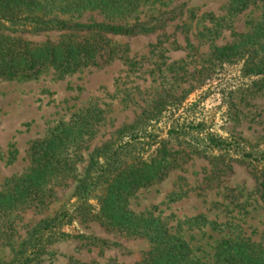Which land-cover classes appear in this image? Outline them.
I'll return each instance as SVG.
<instances>
[{
    "label": "rangeland",
    "instance_id": "obj_1",
    "mask_svg": "<svg viewBox=\"0 0 264 264\" xmlns=\"http://www.w3.org/2000/svg\"><path fill=\"white\" fill-rule=\"evenodd\" d=\"M25 1L14 12L21 21L0 26V34L33 45L58 43L67 32L36 30L32 17L157 28L135 36L100 34L114 52L104 50L98 67L61 73L45 66L31 79L0 77V195L17 193L31 177L35 143L54 145L70 169L42 185L38 204L15 198L0 210V264L28 256L30 264L146 258L148 239L106 230L96 220L105 184L77 194L88 165L124 144L147 157L164 142L177 162L162 181L127 199L133 212L209 260L223 240L264 248L256 182L264 175V88L246 91L252 79L241 64L212 57L248 31L264 7L233 14L229 0ZM208 136L227 146L213 147Z\"/></svg>",
    "mask_w": 264,
    "mask_h": 264
},
{
    "label": "trees",
    "instance_id": "obj_2",
    "mask_svg": "<svg viewBox=\"0 0 264 264\" xmlns=\"http://www.w3.org/2000/svg\"><path fill=\"white\" fill-rule=\"evenodd\" d=\"M26 5L31 2L27 0ZM25 0H0V26L17 25L21 21L14 12ZM261 4L264 0H229V8L233 14L246 10L249 6ZM20 8V7H19ZM122 17L125 15H116ZM23 20L28 18L24 17ZM36 25V30L56 29L67 34L58 43L33 45L32 43L0 34V77L31 79L36 77L43 67L53 66L61 73L74 72L80 68L98 67L105 50L111 56L113 47L102 41L100 34L114 36H135L148 34L157 26L127 28L104 24H68L66 21L50 19L43 21L40 17L29 19ZM84 33L75 38L73 34ZM74 37V38H73ZM103 42V45H102ZM213 60L225 61L228 64H241L240 72L248 79L246 91L256 92L264 88V11L260 17L252 21L248 31L235 34V39L222 47L216 48ZM177 132V133H176ZM181 130L175 131L181 134ZM213 147H223L226 143L208 136ZM227 146V144H226ZM54 145L35 143L32 146L31 177L18 185L17 193L0 195V210L12 207L15 198L35 201L45 195L42 185L52 178L68 175L69 168L57 157ZM119 145L104 157L102 163H90L89 171L82 179L78 193L85 196L92 192L98 184H105V193L99 198V211L96 220L106 230L124 232L129 236L145 237L151 243L148 256L136 264H264V248L255 247L254 243H234L223 240L218 245L212 260L191 253L189 246L174 240L167 231L158 230V224L146 220L141 214L133 212L127 199L154 183L162 181L172 166L177 164L175 152L168 149L164 142L149 156L144 157L136 152L135 147ZM250 156V155H246ZM93 176L90 169L94 168ZM54 176V177H53ZM260 200L264 204V175L256 178ZM94 185L92 189H88ZM54 223L45 227L52 229ZM32 257L21 258L12 264H30Z\"/></svg>",
    "mask_w": 264,
    "mask_h": 264
}]
</instances>
